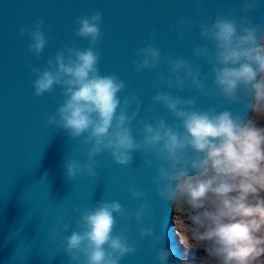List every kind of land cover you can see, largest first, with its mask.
I'll use <instances>...</instances> for the list:
<instances>
[{
	"label": "clouds",
	"instance_id": "obj_1",
	"mask_svg": "<svg viewBox=\"0 0 264 264\" xmlns=\"http://www.w3.org/2000/svg\"><path fill=\"white\" fill-rule=\"evenodd\" d=\"M196 2L199 6V0ZM259 6L260 0H245L240 9L218 13L214 20L206 18L195 25L206 43L194 44L193 55L210 66L203 76L201 64L163 56L150 42L137 50L133 61L137 72L167 65V76L156 73L157 87L176 92L187 87L209 99L219 97L240 105L236 112L199 109L195 97L157 91L153 104L161 105L173 122L155 117L138 120L139 97L132 93L121 99L125 81L115 74L102 75L98 67L101 52L97 44L103 35L100 11L78 17L72 30L75 37L88 41V47L64 45L47 59L45 67L28 65L35 77V96L57 87L61 90L63 100L47 116V125L87 146L84 162L66 159V178L74 180L81 174L95 178V157L103 152L124 167L133 164V153L151 154L154 159L144 163L155 167L151 179L158 197L169 206L182 203L187 208L195 226L192 239L204 246L216 264H264V127L246 115L264 110V25L248 16ZM192 28L181 19L172 30L182 40L184 30ZM26 31L31 41L28 51L39 59L49 43L45 21L39 20L31 30L21 28L19 35ZM209 77L211 88L204 83ZM134 121L140 124L135 135ZM130 195L140 201L131 216L141 225V239L152 241L149 248L156 252L154 264H170L173 251L165 247L163 236L141 224L151 219L147 193L132 188ZM117 216L124 221L129 216L121 203L97 201L79 210L75 228L61 218L50 235L55 238L70 232L61 239L63 253L73 264H121L137 248L126 235L129 223L116 231Z\"/></svg>",
	"mask_w": 264,
	"mask_h": 264
},
{
	"label": "water",
	"instance_id": "obj_2",
	"mask_svg": "<svg viewBox=\"0 0 264 264\" xmlns=\"http://www.w3.org/2000/svg\"><path fill=\"white\" fill-rule=\"evenodd\" d=\"M245 0H0V264H73L63 253L59 233L50 235L58 221L76 227L79 210L90 208L97 201L116 200L129 213L127 221L116 217V231L129 223L126 235L137 251L126 256L121 264H154L155 251L150 250L151 239H141L139 227L131 213L140 201L130 195L136 188L147 193L151 205V219L142 220L144 227H153L162 235L165 247L173 251L170 264H180L181 248L172 224V205L161 200L152 177L155 167H146L151 154L133 153L130 167H124L107 152L95 157V178L78 175L70 180L65 176L66 159L85 161V145L69 137L59 128L47 125L46 118L54 113L63 100L60 88L51 93L35 96L28 65L45 67L47 59L54 57L64 45L88 47V41L73 35L78 17L95 11L103 14L102 39L97 48L101 52L98 65L102 75L115 74L125 81L119 95L135 93L141 100L138 120L150 121L153 117L173 118L159 104H153L157 91H172L185 99L195 97L197 108L216 107L218 111H238V104L213 97L209 99L187 87L181 91L157 87L156 73L168 75L166 64L157 69L137 72L133 61L137 50L147 43L159 48L163 56L182 57L193 64L202 65V76L210 70L202 59L193 55L194 44H205L200 39V21L240 9ZM242 14V13H241ZM254 23L264 25V0L257 10L248 13ZM45 21V36L49 43L37 59L28 51L31 42L27 31L39 20ZM185 19L192 31L184 30L179 39L172 30L178 21ZM153 31L155 36H152ZM209 47H211L209 45ZM211 88L212 78L204 81ZM135 105L131 110H134ZM249 111L246 115L248 116ZM140 127L133 122V133Z\"/></svg>",
	"mask_w": 264,
	"mask_h": 264
},
{
	"label": "rangeland",
	"instance_id": "obj_3",
	"mask_svg": "<svg viewBox=\"0 0 264 264\" xmlns=\"http://www.w3.org/2000/svg\"><path fill=\"white\" fill-rule=\"evenodd\" d=\"M252 118L258 126L264 127V110L252 113ZM172 224L181 248L180 264H216L211 260L202 244L192 239V231L195 226L192 224L190 214L182 203L172 205Z\"/></svg>",
	"mask_w": 264,
	"mask_h": 264
}]
</instances>
